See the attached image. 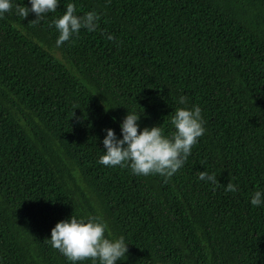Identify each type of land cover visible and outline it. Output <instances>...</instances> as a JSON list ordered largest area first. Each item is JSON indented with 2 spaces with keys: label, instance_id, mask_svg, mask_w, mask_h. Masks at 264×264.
<instances>
[{
  "label": "trees",
  "instance_id": "obj_1",
  "mask_svg": "<svg viewBox=\"0 0 264 264\" xmlns=\"http://www.w3.org/2000/svg\"><path fill=\"white\" fill-rule=\"evenodd\" d=\"M67 3L100 20L57 47ZM34 19L0 18V264H71L46 239L72 215L124 238L117 264H264V0H60ZM193 105L205 133L167 181L97 162L128 111L170 135Z\"/></svg>",
  "mask_w": 264,
  "mask_h": 264
},
{
  "label": "clouds",
  "instance_id": "obj_2",
  "mask_svg": "<svg viewBox=\"0 0 264 264\" xmlns=\"http://www.w3.org/2000/svg\"><path fill=\"white\" fill-rule=\"evenodd\" d=\"M31 7L24 4H14V0H0V18L14 10L15 15L26 18L29 13H34L36 19L31 23H39L46 15L57 10L60 0H28ZM74 3H67L66 10L59 18L53 19L49 27H55L59 33L55 45L57 47L70 41L80 30L96 31L100 16L95 11H89L82 15H76ZM106 39L113 40L111 34ZM179 104L186 103V97L181 95ZM140 114L128 111V114L120 123V136L115 130L104 129L106 135L103 138L104 151L99 156L98 163L106 167H127L131 174L148 176L158 174L165 178L172 177L181 169L193 145L205 133L202 110L198 105L191 108H176L171 115V124L174 132L165 135L160 126L140 128L138 121ZM199 180L218 183L214 173L201 171ZM237 186L231 181L225 185L226 192H235ZM250 204L254 207L264 205V189L256 190L250 198ZM107 224L96 217L87 220L77 219L71 216L59 221L51 229L50 238L46 239L53 249L59 251L71 264H78L86 259H91L92 264H117L121 257L128 252V244L121 236L109 239L105 233Z\"/></svg>",
  "mask_w": 264,
  "mask_h": 264
}]
</instances>
